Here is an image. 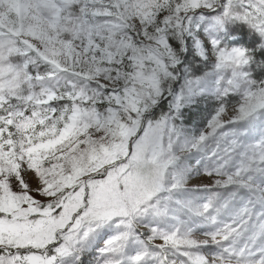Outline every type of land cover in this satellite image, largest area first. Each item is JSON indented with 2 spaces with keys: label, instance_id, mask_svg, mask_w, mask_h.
<instances>
[{
  "label": "snow or ice",
  "instance_id": "obj_1",
  "mask_svg": "<svg viewBox=\"0 0 264 264\" xmlns=\"http://www.w3.org/2000/svg\"><path fill=\"white\" fill-rule=\"evenodd\" d=\"M0 264H264V0H0Z\"/></svg>",
  "mask_w": 264,
  "mask_h": 264
},
{
  "label": "rangeland",
  "instance_id": "obj_2",
  "mask_svg": "<svg viewBox=\"0 0 264 264\" xmlns=\"http://www.w3.org/2000/svg\"><path fill=\"white\" fill-rule=\"evenodd\" d=\"M202 71H208V69H202ZM202 74V72H198L197 73ZM208 113L204 112L203 110L197 112L194 116H193V120L196 121L195 124L192 123V120H190L188 123L193 126V127H202L203 123L201 121H203L206 117H207Z\"/></svg>",
  "mask_w": 264,
  "mask_h": 264
},
{
  "label": "trees",
  "instance_id": "obj_3",
  "mask_svg": "<svg viewBox=\"0 0 264 264\" xmlns=\"http://www.w3.org/2000/svg\"><path fill=\"white\" fill-rule=\"evenodd\" d=\"M190 121V120H189Z\"/></svg>",
  "mask_w": 264,
  "mask_h": 264
}]
</instances>
